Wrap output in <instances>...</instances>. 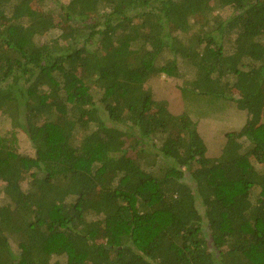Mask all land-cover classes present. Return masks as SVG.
Listing matches in <instances>:
<instances>
[{"label": "trees", "instance_id": "1", "mask_svg": "<svg viewBox=\"0 0 264 264\" xmlns=\"http://www.w3.org/2000/svg\"><path fill=\"white\" fill-rule=\"evenodd\" d=\"M35 2L0 0V113L35 150L0 136V264H264V0H70L60 23ZM179 59L184 90L248 114L218 158L147 85Z\"/></svg>", "mask_w": 264, "mask_h": 264}, {"label": "rangeland", "instance_id": "2", "mask_svg": "<svg viewBox=\"0 0 264 264\" xmlns=\"http://www.w3.org/2000/svg\"><path fill=\"white\" fill-rule=\"evenodd\" d=\"M36 5H39L41 10L51 15L55 22L59 21L60 15H62V5H68L70 0H35ZM233 14L231 9H224L214 12L213 16L227 17ZM200 19L197 17L191 19L192 26L199 23ZM193 23V24H192ZM67 32L73 31L72 26L75 22L68 24H62ZM171 28H180L176 21L171 20ZM62 32L59 30H53L39 40L41 42H49L56 38L61 39ZM235 37V36H234ZM234 37L231 41L234 40ZM229 41L228 46L231 44ZM63 42V41H62ZM173 56L167 51L160 60V65L166 64L172 60ZM179 65V77L170 78L162 74L152 78L148 83V87L152 89L153 95L157 101H167L169 108L173 113L189 114L193 120L198 124V130L202 138L207 145V156L209 158H218L221 156L226 144V134L231 131L240 130L248 120L247 112L241 111L237 108L232 101H219L215 97H205L195 93H191L184 90L188 83V78L192 75L191 69L188 64L183 62L182 59L178 61ZM101 90L95 89V101L97 104L101 99ZM24 128H14L12 120L9 116L0 113V136H15L17 138V151L21 154L34 157L35 150L31 147L27 134L24 132ZM155 142V148H151L152 153H146L147 158L144 160V169L151 171L158 177H166V169L168 167L165 158L161 155L159 148H161V141L159 138L153 140ZM132 144V140L128 139V147ZM244 149L249 150L251 143L244 141ZM149 151V149H148ZM259 168V166H258ZM260 169V168H259ZM189 177L186 176L188 182ZM24 182L23 187L28 188V182ZM2 189V188H1ZM7 198L4 193L0 194V205H5ZM200 205V203H199ZM11 245L15 252H18V243L16 240L11 239ZM58 261L57 258H53V262Z\"/></svg>", "mask_w": 264, "mask_h": 264}]
</instances>
